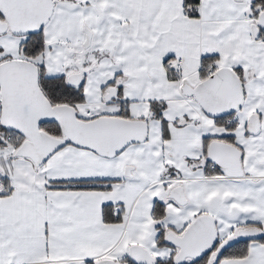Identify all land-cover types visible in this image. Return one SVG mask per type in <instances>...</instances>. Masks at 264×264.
<instances>
[{"label": "snow or ice", "instance_id": "1", "mask_svg": "<svg viewBox=\"0 0 264 264\" xmlns=\"http://www.w3.org/2000/svg\"><path fill=\"white\" fill-rule=\"evenodd\" d=\"M0 264H264V0H0Z\"/></svg>", "mask_w": 264, "mask_h": 264}]
</instances>
